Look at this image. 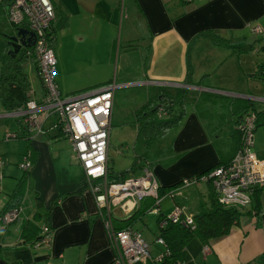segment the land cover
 Segmentation results:
<instances>
[{
	"label": "crops",
	"instance_id": "crops-1",
	"mask_svg": "<svg viewBox=\"0 0 264 264\" xmlns=\"http://www.w3.org/2000/svg\"><path fill=\"white\" fill-rule=\"evenodd\" d=\"M51 1L58 6L57 1ZM133 2L138 7L137 11L142 14L141 27L149 40L146 47L141 43H133L141 35H131L130 28L134 27V23L131 21L132 14L128 13L126 20L130 27L125 35V46L130 47L129 50L137 45L144 49L136 64L131 62L130 59L133 58L124 54V63L126 66L130 64L128 69L133 65L136 71H127L121 76L116 73L113 79L108 71L114 50L113 28L117 24L114 8V12L105 18V25L100 29V32L104 30L106 40L109 38L105 52L110 57L97 68L96 75H90L83 82L81 91L76 93L101 87L112 81L119 85L127 84L128 87L156 84L194 86L185 87L192 96L202 91L208 92L211 96L205 107L206 111L198 113L188 103L180 124L164 135L170 134V138L162 143L158 158L154 161L146 158L149 162H156L152 165V171L159 185L171 186L219 162V155L205 129L208 121L209 128L221 138L228 139L234 130L236 112L243 107L242 102H249L250 111L264 110V94L259 93L255 78L260 76V64L264 63L258 61L260 56H257L264 52V41L261 40L264 37H259L264 32L253 33L248 26L260 24L261 17L264 16V0H191L185 4H181L180 0ZM115 3L116 0H113L111 8L115 7ZM81 13V9L75 11L77 15ZM101 13L102 10L98 15ZM73 17L69 13L68 27L70 18L72 20ZM87 27L92 29L93 24ZM205 30L214 31L218 43L199 35ZM58 33L61 37L63 30ZM75 35L78 40H88L90 36L89 32H76ZM57 45L56 36L53 52ZM188 76L190 81L186 84ZM32 91L35 98H40L42 86L38 95L33 89ZM145 100L146 95L143 102ZM142 103L133 110V115ZM114 104L115 93L113 109ZM3 114L5 112L1 107L0 117ZM228 115L232 127L227 134L222 135ZM49 119L44 122V133H28L21 139L27 141V156L32 167L22 188L17 220L5 226L0 224V264H109L113 258V250L103 221L98 215L93 194L85 183L84 171L70 142L60 141L65 137L57 136V132L48 124ZM21 129L18 122V128L10 130L18 132ZM8 135L7 138H10ZM254 137V151L264 157V124L256 128ZM162 149H167L165 155L161 154ZM6 156L5 153L0 154V158ZM21 176L22 174L6 177L0 174V208L6 204ZM28 189L32 190V196L27 198V204L24 205ZM171 199V209L175 204H181L185 206L187 213L196 214L207 205V183L200 182L183 188L172 195ZM259 203V215L243 216L227 235L209 242V249L203 255L204 258L209 255V264H243L249 261L264 264V188L261 189ZM160 210L163 214L169 212ZM116 214L119 216L120 212L117 211ZM36 221H41L42 226L36 228ZM47 224L52 229L50 243L33 247L30 241L39 237L42 227Z\"/></svg>",
	"mask_w": 264,
	"mask_h": 264
},
{
	"label": "built area",
	"instance_id": "built-area-1",
	"mask_svg": "<svg viewBox=\"0 0 264 264\" xmlns=\"http://www.w3.org/2000/svg\"><path fill=\"white\" fill-rule=\"evenodd\" d=\"M4 1H7V20L18 28L27 29L34 34L30 42L44 93L40 98H35L32 93V97L23 108L5 113L3 116L20 118L26 130L34 134L44 133V122L51 116L56 118L51 129L58 131V134H62L70 141L76 159L84 171L85 183L93 194L98 215L103 221L113 250V258L109 264H131L136 260L143 263L159 262L168 252L166 242L161 236L156 237L153 244L162 245L164 250L157 257H152L153 244L143 239L138 230L133 226L118 228L114 223V218L128 217L142 198L152 197L158 205L161 199L158 197L159 182L148 166H144L137 176L123 180H108L107 152L114 93L117 88L127 84L119 85L112 81L101 87L62 97L55 81L56 58L51 45L53 39L51 25L55 19L52 1L0 0V4ZM248 26L253 33L264 32L260 25ZM28 36L25 35L23 39L27 40ZM258 112H247L236 126L240 132V147L229 164L214 167L199 176L182 179L170 195L188 186L210 180L218 202L236 207L249 206L253 188L264 186V157L259 156L253 149L259 115L264 117V110ZM8 137L14 138V132ZM30 166L29 158L25 157L23 169ZM117 211L120 212L119 216L116 214ZM150 212L159 215L158 207ZM17 218V208L0 212V224L4 226L16 221ZM170 223L195 227L193 215L187 213L185 206L181 204H175L170 212L159 217L158 229ZM51 235L52 229L44 225L41 235L32 246L36 248L48 245ZM207 251L208 246L204 245L203 253Z\"/></svg>",
	"mask_w": 264,
	"mask_h": 264
},
{
	"label": "rangeland",
	"instance_id": "rangeland-1",
	"mask_svg": "<svg viewBox=\"0 0 264 264\" xmlns=\"http://www.w3.org/2000/svg\"><path fill=\"white\" fill-rule=\"evenodd\" d=\"M57 1L58 7L61 9V13L65 12L68 17L69 13H72L74 17L70 18L69 27H64L62 29H57L56 36L58 37V45L54 47V55L57 59L56 62V73L55 81L58 83V89L62 97L69 94L81 91L80 86L83 82L89 79L92 74L96 75L97 68L110 57V54L105 52V47H107L106 36L104 30L100 32L101 26L105 25V18L110 17L114 12L117 14V24L116 28H113L114 34V50L112 53V58L110 60L112 63L108 65V71L111 72V79L116 76V73L121 76L127 71H136V67L132 65L126 66L124 63V54H127L131 62L136 64L138 62V57L142 55L144 49L140 46H134V49L129 50L130 47L125 46V35L129 31L130 24H127L126 16L127 14H132V20L134 27L130 28L131 35L140 33L141 38H137L133 43H141L145 47L148 45V38L145 36L144 30L141 27L143 22L142 14L137 11L138 7L134 5L133 0H116L115 7L111 3L113 0H54ZM59 2L61 4H59ZM181 4H185V0H180ZM69 11H68V10ZM77 9L83 10L81 14H75ZM102 10L101 15L98 12ZM61 13L56 14L55 11V21L60 19ZM92 26V29H87L86 26ZM255 25H260L264 28V16L261 17L260 24L255 23ZM10 30L11 25L6 18L4 13H0V30ZM63 30L61 37H59L58 31ZM133 30V31H132ZM76 32L88 33L90 36L88 40H78L76 39ZM264 34V33H262ZM143 37V38H142ZM259 37H264L261 35ZM85 38V36H84ZM264 41V38H261ZM106 43V44H105ZM5 41L3 36L0 34V65L3 55L5 54ZM95 49L91 51L90 49ZM128 49V51H125ZM259 57L258 61H264V52L257 54ZM109 60V62H110ZM102 64V65H103ZM140 66V64L138 65ZM60 69V70H59ZM27 73L29 80L32 85V89L38 95L41 86L40 82L36 77V72L30 64H27L24 68ZM62 71V74L60 72ZM257 80V86L259 93L264 94V78L261 76L255 77ZM177 85L176 87H179ZM146 87L148 86H124L119 87L115 90V104L112 117V125L110 132V141L108 146V156L109 165L114 171L120 172L128 169L132 164L135 154H140L144 149L139 141H137V127L133 122L134 116L132 114L133 110L138 107L146 95ZM1 111V104H0ZM230 116H227V122L223 129V134H227L232 127ZM20 118L14 116H3L0 117V154L5 153L7 156L0 158V174L7 175H21L23 174V163L25 157L27 156V141L23 138H7V135L13 132L10 129H17L18 122ZM50 125H53L56 121L54 116H51L48 120ZM26 129V127L24 126ZM9 130V132H7ZM17 132V131H16ZM54 132V131H52ZM58 133V131H57ZM63 137V136H62ZM170 138V134L154 141L150 145L148 150L147 159L154 161L158 158L160 152V147L162 143ZM255 139V137H254ZM60 141L70 142L67 138H61ZM71 144V143H70ZM258 145H256V149ZM254 149V148H253ZM27 150V151H26ZM2 160V161H1ZM135 175H138L136 172ZM87 189V187L85 188ZM29 194H26L24 205L27 204V198L32 196V190H27ZM159 209H163L168 212L171 209L173 202L169 194L164 195L159 201ZM190 205V203H187ZM174 207V206H173ZM173 209V208H172ZM171 209V210H172ZM170 210V211H171ZM169 211V212H170ZM158 216L152 212L145 214L141 220H136L132 223L134 229L138 230L141 237L151 244L154 243L156 236L158 235L157 226ZM33 222V220H30ZM36 228L42 226L41 221H36ZM32 226L34 227L33 223ZM203 247L197 239H191L182 251V262L181 264H209V255L205 256L203 253ZM209 249V248H208ZM164 250L162 245H152L151 255L152 257H157L161 251ZM131 264H151V262L143 263L140 260H136Z\"/></svg>",
	"mask_w": 264,
	"mask_h": 264
},
{
	"label": "trees",
	"instance_id": "trees-1",
	"mask_svg": "<svg viewBox=\"0 0 264 264\" xmlns=\"http://www.w3.org/2000/svg\"><path fill=\"white\" fill-rule=\"evenodd\" d=\"M6 2L7 1H4L0 4V13H4V15H6L7 10ZM53 6L56 14L61 13V9L58 6L56 7L54 4ZM9 24L11 25V29L9 31L7 29L0 30V34L3 36L6 45L5 54L2 57L0 65V104L3 112L5 113L23 108L27 100L32 97L33 91L31 82L24 70L27 64L32 66L38 79L40 80L32 45L30 47L21 46L14 54L9 52L12 47L8 44V38L6 35L16 34L18 28L15 24L10 22ZM67 24L68 15L65 12L61 13L60 19H57L56 21L54 19L51 25V35L53 36L51 41L52 46H54L56 41L57 29H62L66 27ZM199 35L211 38L213 42L218 43L217 36L214 31L205 30L200 32ZM259 70L260 76L264 78V63L260 64ZM190 72L191 68L189 67V75ZM189 81L190 77L188 76L185 83L188 84ZM40 83L42 86L41 80ZM41 92L44 93L43 86ZM209 96L211 95L204 91L199 92L198 95L192 96L189 89L185 87L168 85L148 86L146 88V100L135 110L133 115V122L137 127V141L141 143L144 152L137 155L130 167L123 171L116 172L112 167H110V165H108V180H123L130 176H137L135 175L136 172H138V174L139 172L141 173L144 166H148L152 169V165L156 162H149L146 159L150 145L164 136L170 129L177 127L180 124L185 114V107L188 103H191L198 113L206 111L207 108L205 107L208 104ZM248 103V101L246 103L242 102L243 107L236 112L237 115L234 120V130L231 132L228 139L221 138L218 133H216L212 128H209V121L205 124V129L210 135L213 145L219 155V162L196 176L207 173L214 167L227 165L231 162L234 154L240 147V132L236 126L244 114L250 111ZM19 122L22 129L18 132H14V138H23L29 133L28 130L24 128L21 119H19ZM261 124H264V117L259 115L257 127ZM57 136L62 137L63 135L58 134ZM166 153L167 149H162L161 154L165 155ZM31 167L32 162L30 168L23 169L24 172L21 178L17 181L15 189L9 194L6 204L0 208V212H5L12 208H20V200L23 192L22 188L25 180L29 177ZM180 182L171 186L159 185L158 197L162 198L166 194L170 195V193L174 192V190L179 186ZM205 183H207V205L202 211L193 214L195 227L191 228V226H182L170 223L166 227L158 229L159 232L156 237L161 236L165 240L168 252L162 260L159 262L153 261L151 264H181L182 251L191 239L195 238L199 240L202 245H208L211 240L227 235L234 226L239 224L240 219L243 216L250 214L256 216L259 215V197L261 189L264 188V186H255L253 188V192L251 194V204L249 206L236 207L218 202L217 194L214 191L211 181L208 180ZM159 206L160 204H156V200L154 198L144 197L140 200L138 206L128 217L114 218V223L118 228L132 226L134 221L141 220L145 214L149 213L153 208L158 207L159 209ZM161 215L165 216L166 214H163L159 209L157 224ZM38 238L39 237L32 239L30 243L33 244ZM243 264L256 263L249 261Z\"/></svg>",
	"mask_w": 264,
	"mask_h": 264
},
{
	"label": "water",
	"instance_id": "water-1",
	"mask_svg": "<svg viewBox=\"0 0 264 264\" xmlns=\"http://www.w3.org/2000/svg\"><path fill=\"white\" fill-rule=\"evenodd\" d=\"M25 35H29L27 37V40L23 39ZM34 36V34L24 28H17L16 34L12 35H6L8 38V44L12 47V49L9 52H12L13 54L16 53L21 46L30 47L32 42H30L31 38ZM180 85V84H179ZM185 87H190L188 85H183ZM194 86H191L192 88Z\"/></svg>",
	"mask_w": 264,
	"mask_h": 264
}]
</instances>
